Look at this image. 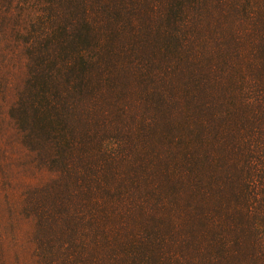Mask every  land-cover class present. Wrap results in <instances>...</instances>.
I'll return each mask as SVG.
<instances>
[{"label": "trees", "instance_id": "1", "mask_svg": "<svg viewBox=\"0 0 264 264\" xmlns=\"http://www.w3.org/2000/svg\"><path fill=\"white\" fill-rule=\"evenodd\" d=\"M0 67L34 264H264V0H0Z\"/></svg>", "mask_w": 264, "mask_h": 264}, {"label": "rangeland", "instance_id": "2", "mask_svg": "<svg viewBox=\"0 0 264 264\" xmlns=\"http://www.w3.org/2000/svg\"><path fill=\"white\" fill-rule=\"evenodd\" d=\"M8 106L0 99V264H34V223L23 214L24 196L54 176L29 166L28 152L14 142Z\"/></svg>", "mask_w": 264, "mask_h": 264}]
</instances>
